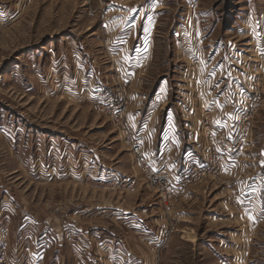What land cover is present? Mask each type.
Masks as SVG:
<instances>
[{
    "label": "rangeland",
    "instance_id": "obj_1",
    "mask_svg": "<svg viewBox=\"0 0 264 264\" xmlns=\"http://www.w3.org/2000/svg\"><path fill=\"white\" fill-rule=\"evenodd\" d=\"M254 65L256 111L229 125ZM97 98L127 105L141 160ZM89 251L264 264V0H0V264Z\"/></svg>",
    "mask_w": 264,
    "mask_h": 264
},
{
    "label": "built area",
    "instance_id": "obj_2",
    "mask_svg": "<svg viewBox=\"0 0 264 264\" xmlns=\"http://www.w3.org/2000/svg\"><path fill=\"white\" fill-rule=\"evenodd\" d=\"M246 73H247V80L249 82H247L246 80L244 84L240 86L239 93L237 95L238 101L231 102L232 112L228 115V118H227L228 120L227 124L229 125H231V122L234 123L232 116H233V113L236 111L240 112L244 109L247 110L250 113V115L249 116L246 115L247 117L244 116V120L247 121L248 119H250L252 114H254L256 111L257 107L255 106H257L258 100L261 96L260 94L261 92L259 89V79L257 77V75L259 74L258 66L257 65L252 66L251 68L248 69V72ZM247 83H249V85ZM97 92L101 93L100 87L97 90ZM97 95H99V93H97ZM95 103L98 104L101 110H106L108 112H111V116L113 120L120 126V129L127 135V143L131 145V149L133 153L141 160L140 145L136 144V142L132 138V133L129 132V130L126 128V126L123 123L124 116L126 115V112H127V105L125 103L115 102L111 98H109L107 102L102 105H101L100 99H98ZM202 112H203L202 114L203 118L205 119L202 121L201 125L208 132V134H210L212 130V121L210 120L211 119L210 111L208 110V108L207 109L205 108L203 109ZM147 177L155 185H159L161 183L159 181V178L155 174L149 173ZM100 183L101 182H99V184ZM160 188L163 189V186L160 185ZM3 260L2 258H0L1 262Z\"/></svg>",
    "mask_w": 264,
    "mask_h": 264
},
{
    "label": "crops",
    "instance_id": "obj_3",
    "mask_svg": "<svg viewBox=\"0 0 264 264\" xmlns=\"http://www.w3.org/2000/svg\"><path fill=\"white\" fill-rule=\"evenodd\" d=\"M121 49V48H120ZM95 73L96 72H94L93 71V75H95ZM94 77V76H93ZM108 81H109V79H108V77L107 78H105V79H103V80H101V84H98L99 85V87H101V89H102V86L103 85H107L108 84ZM110 90L111 91H113L111 88H110ZM135 91V90H134ZM114 92V91H113ZM133 92V91H132ZM132 95H134V96H136V95H140V97H142V95H141V93H139V92H137V90H136V92H134V93H132ZM133 102V101H132ZM132 107V106H131ZM133 108V107H132ZM232 109H231V107H229V112H228V115L230 114V111H231ZM185 121V123H186V121H188L186 124H187V126H190L189 128H187L188 129V137H190V135H191V131L193 130V127H195V128H197V130H198V125H199V120L197 121V119L195 120V118H193V119H190V120H184ZM185 123H184V125H185ZM197 130L196 131H194V136L192 137L193 139L196 137L195 135V132H197ZM188 141V140H187ZM187 143H189V142H187ZM157 147V146H156ZM191 148V147H190ZM156 152V151H155ZM134 216V215H133ZM131 219H133V220H130V221H127V220H124V221H126V223L127 224H129V225H135L133 222H137L138 220H137V218L136 217H132ZM110 232H112L113 233V236L114 237H116V235L118 236V237H120V235L118 234V233H116V232H114L113 230H109ZM134 231V232H133ZM87 233H88V231H86ZM133 234H135V235H138L139 233H143L142 231H139V230H132L131 231ZM68 234V233H67ZM103 234H105V232H103ZM127 234H128V232H127ZM78 236H80V238H82V239H84L85 241H86V243H89L91 240V238L93 237L92 235H87L85 232H81V233H79V235ZM57 238V237H56ZM63 239H65V238H63L62 237V240ZM66 240V239H65ZM90 240V241H89ZM67 243H68V241H67ZM70 243V242H69ZM71 244V243H70ZM85 246V245H84ZM86 247V246H85ZM91 251V250H90ZM90 251L89 252H86V253H88V256L87 257H83L82 259H78L79 261H76V263L75 264H91V260H92V252L90 253Z\"/></svg>",
    "mask_w": 264,
    "mask_h": 264
},
{
    "label": "snow or ice",
    "instance_id": "obj_4",
    "mask_svg": "<svg viewBox=\"0 0 264 264\" xmlns=\"http://www.w3.org/2000/svg\"><path fill=\"white\" fill-rule=\"evenodd\" d=\"M211 75H215V72L213 71V72L211 73Z\"/></svg>",
    "mask_w": 264,
    "mask_h": 264
}]
</instances>
